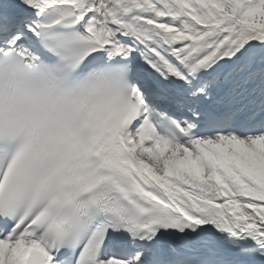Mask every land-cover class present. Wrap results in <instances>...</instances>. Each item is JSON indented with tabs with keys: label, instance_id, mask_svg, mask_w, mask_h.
<instances>
[{
	"label": "snow or ice",
	"instance_id": "6c2138e0",
	"mask_svg": "<svg viewBox=\"0 0 264 264\" xmlns=\"http://www.w3.org/2000/svg\"><path fill=\"white\" fill-rule=\"evenodd\" d=\"M0 264H264V0H0Z\"/></svg>",
	"mask_w": 264,
	"mask_h": 264
}]
</instances>
